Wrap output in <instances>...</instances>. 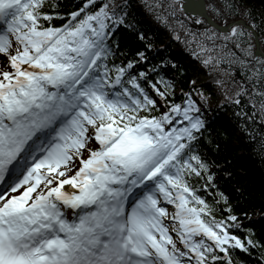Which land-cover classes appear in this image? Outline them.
I'll return each mask as SVG.
<instances>
[{"label":"snow or ice","instance_id":"snow-or-ice-1","mask_svg":"<svg viewBox=\"0 0 264 264\" xmlns=\"http://www.w3.org/2000/svg\"><path fill=\"white\" fill-rule=\"evenodd\" d=\"M45 3L0 0V55L12 70L0 71V264H216L247 251L233 225L204 218L211 208L190 183L208 173L194 154L205 127L196 102L152 115L156 100L124 80L133 62L109 68L123 23L115 6L92 12L86 0L62 27H45L61 18Z\"/></svg>","mask_w":264,"mask_h":264},{"label":"trees","instance_id":"trees-1","mask_svg":"<svg viewBox=\"0 0 264 264\" xmlns=\"http://www.w3.org/2000/svg\"><path fill=\"white\" fill-rule=\"evenodd\" d=\"M85 2L46 0L43 11L61 18L42 23L62 27ZM180 2L96 0L89 10L98 11L105 3L110 10L115 6L123 23L115 26L108 42L114 62L125 68L133 62L128 71L142 85L151 82L168 93L167 101L158 96L162 108L158 106L152 115L171 104L183 106L189 95L200 108L205 127L193 142L194 154L208 166V173L190 178V183L211 208V215L204 218L233 225L230 233L248 249H230V256L216 264H227L229 258L232 264H264V58L255 57V42L246 28H237L236 35L219 33L208 28L204 19L187 17ZM206 2L219 24L245 20L260 36L264 50V0ZM140 52L146 59H140ZM236 72L242 81L236 79ZM215 77L218 82L208 81ZM208 174L213 176L211 182ZM229 215L237 220L228 221Z\"/></svg>","mask_w":264,"mask_h":264},{"label":"water","instance_id":"water-1","mask_svg":"<svg viewBox=\"0 0 264 264\" xmlns=\"http://www.w3.org/2000/svg\"><path fill=\"white\" fill-rule=\"evenodd\" d=\"M181 11L190 19L200 18L206 21L207 27L212 28L220 33L232 34L233 27L239 28L244 27L250 31L255 42V57L264 58V50L262 48V43L260 36L256 30L251 27L245 20H235L227 24H219L211 16L206 0H180ZM237 79L241 80V74L236 72Z\"/></svg>","mask_w":264,"mask_h":264},{"label":"rangeland","instance_id":"rangeland-1","mask_svg":"<svg viewBox=\"0 0 264 264\" xmlns=\"http://www.w3.org/2000/svg\"><path fill=\"white\" fill-rule=\"evenodd\" d=\"M191 20H193V21H195V20H197V21H199L200 20V18H195V19H191ZM220 33V32H219ZM222 34H224V33H222ZM228 35H231V34H228ZM176 37H178V34H176L175 35ZM4 56L3 55H0V61L2 60V58H3ZM258 58V57H257ZM6 61V63L8 64V61H7V59L5 60ZM0 65H1V63H0ZM4 67V71H11V69L9 68V67H7V66H3ZM236 79H237V77H236ZM238 80V79H237ZM212 81H215V83L216 82H218V78L217 77H215V78H213V80ZM240 81H242V80H240ZM159 108H162V102L159 104ZM164 111H162V113H163ZM94 145H95V142H92ZM98 146V145H97ZM88 155V154H87ZM172 222V221H171ZM173 238L174 239H176V234L175 235H173ZM178 247L180 246L179 244L177 245Z\"/></svg>","mask_w":264,"mask_h":264},{"label":"bare ground","instance_id":"bare-ground-1","mask_svg":"<svg viewBox=\"0 0 264 264\" xmlns=\"http://www.w3.org/2000/svg\"><path fill=\"white\" fill-rule=\"evenodd\" d=\"M1 65H0V71H4V67L3 66H7V63H6V61L4 60V59H2L1 60ZM79 165H78V162H77V167H78ZM69 219H74V217H69Z\"/></svg>","mask_w":264,"mask_h":264}]
</instances>
